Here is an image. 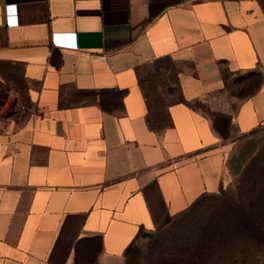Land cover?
I'll return each instance as SVG.
<instances>
[{
	"label": "crops",
	"instance_id": "1",
	"mask_svg": "<svg viewBox=\"0 0 264 264\" xmlns=\"http://www.w3.org/2000/svg\"><path fill=\"white\" fill-rule=\"evenodd\" d=\"M6 85L0 264H123L264 127V0H0Z\"/></svg>",
	"mask_w": 264,
	"mask_h": 264
},
{
	"label": "rangeland",
	"instance_id": "2",
	"mask_svg": "<svg viewBox=\"0 0 264 264\" xmlns=\"http://www.w3.org/2000/svg\"><path fill=\"white\" fill-rule=\"evenodd\" d=\"M6 89L8 85L0 87L2 112L0 115L3 118L1 122L6 119V116L19 121L23 117L19 106L14 104L12 98H8L6 102L2 100L8 95L5 92ZM253 134L251 143H240L241 146H245V150L237 154L239 157L237 156L235 161L236 168L231 181L223 185L219 192L198 198L189 210L173 217L151 235L140 236L134 240L126 250L123 264H178L179 253L184 248L205 243L209 237L218 236L219 232L229 229L232 218L240 210V205H246L254 194L251 193L250 182L253 180V183L259 185L264 180V127ZM223 137L225 139L243 138L236 133L223 135ZM241 153H245V158H241L243 156ZM251 165L255 167L254 170ZM248 167L249 169L251 167L253 176L249 183H246L244 179ZM235 246L230 249V252H221L220 248L215 246L210 261L213 264H264V248L247 249L243 244H235ZM241 250L246 252L243 258L239 255Z\"/></svg>",
	"mask_w": 264,
	"mask_h": 264
},
{
	"label": "trees",
	"instance_id": "3",
	"mask_svg": "<svg viewBox=\"0 0 264 264\" xmlns=\"http://www.w3.org/2000/svg\"><path fill=\"white\" fill-rule=\"evenodd\" d=\"M216 121L217 120L214 121V126L217 128ZM255 131V129L252 130V133ZM251 166L252 170H254L255 167H253V165ZM245 175L246 177L244 180L246 183H249V180H251V177L253 176L251 167L250 169L248 167V171H246ZM250 188L251 193L254 194H251L250 201L246 205H240V210L232 218L229 229L221 233L219 232L218 236L214 235L213 237H209L205 243L202 242L194 244L190 248H184V250L179 253L180 262L178 264H213L210 261V256L215 246L220 248L221 252H230L232 247H236L235 244H243L247 249L250 247L252 249L264 248V180L259 185L253 183L252 180V182H250ZM220 189L221 187L217 192H219ZM217 192L204 193L198 198L206 194H214ZM198 198H196L192 204ZM192 204L180 214L189 210ZM239 255H242L240 258H243L246 255V252L241 250Z\"/></svg>",
	"mask_w": 264,
	"mask_h": 264
},
{
	"label": "water",
	"instance_id": "4",
	"mask_svg": "<svg viewBox=\"0 0 264 264\" xmlns=\"http://www.w3.org/2000/svg\"><path fill=\"white\" fill-rule=\"evenodd\" d=\"M149 235H151V234H147V236H149Z\"/></svg>",
	"mask_w": 264,
	"mask_h": 264
}]
</instances>
